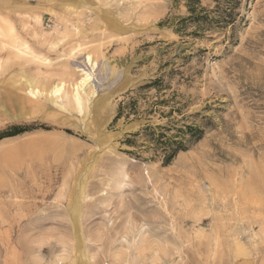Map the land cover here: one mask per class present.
I'll list each match as a JSON object with an SVG mask.
<instances>
[{"label":"rangeland","instance_id":"obj_1","mask_svg":"<svg viewBox=\"0 0 264 264\" xmlns=\"http://www.w3.org/2000/svg\"><path fill=\"white\" fill-rule=\"evenodd\" d=\"M0 264H264V0H0Z\"/></svg>","mask_w":264,"mask_h":264},{"label":"bare ground","instance_id":"obj_2","mask_svg":"<svg viewBox=\"0 0 264 264\" xmlns=\"http://www.w3.org/2000/svg\"><path fill=\"white\" fill-rule=\"evenodd\" d=\"M87 61L89 64H92L93 65H96V63L93 61V58H92V55L91 54H88L87 56ZM82 77L80 78V80L77 82V86L75 87L76 88V92H75V98L77 100H80V94H79V89L80 87H86L89 83H91V80H92V74L89 72V71H85L83 70V72L81 73ZM90 85V84H89ZM36 86V85H35ZM66 86V83L64 81H59L57 83H55L52 88H51V93L53 95H59L61 94V92L63 91V89L65 88ZM38 88V87H37ZM34 89L32 91H30V93L32 94H36V92L38 93V89ZM84 89V88H83ZM31 90V89H30ZM73 98V99H75ZM77 102V101H76ZM81 103V102H80ZM79 104V103H78Z\"/></svg>","mask_w":264,"mask_h":264},{"label":"trees","instance_id":"obj_3","mask_svg":"<svg viewBox=\"0 0 264 264\" xmlns=\"http://www.w3.org/2000/svg\"><path fill=\"white\" fill-rule=\"evenodd\" d=\"M123 108H124L123 106L120 107V110H119V113H118L117 117H120V116H121L122 111H123ZM179 144H180V143H179ZM179 149H180L179 145H178V147L173 148L172 151H171V153H169L168 155H166V160H165V162L168 163V162L174 157V155L176 154V152H177Z\"/></svg>","mask_w":264,"mask_h":264}]
</instances>
